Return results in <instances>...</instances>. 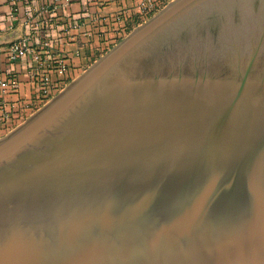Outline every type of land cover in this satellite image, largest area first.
Instances as JSON below:
<instances>
[{"label": "water", "instance_id": "water-1", "mask_svg": "<svg viewBox=\"0 0 264 264\" xmlns=\"http://www.w3.org/2000/svg\"><path fill=\"white\" fill-rule=\"evenodd\" d=\"M203 1L171 3L0 141V199L14 201L15 195V200H22L23 194H29L45 201L56 198L54 201L75 203L72 212L59 211L49 215L50 219L34 221L33 227L17 235L0 237V264H264V254L256 259L250 252L253 240L264 239V228L255 224L264 218V210L251 204L260 188L251 193L244 181L235 195H243V203L235 199L231 205L223 196L198 198L205 202L190 194L173 192L169 196L158 185L168 174L169 180L181 179L179 170L170 168L189 160L205 170L200 173L203 179L216 176L226 162L238 161L241 156L224 157L222 153L249 147L253 128L247 127V134L238 132L226 141L219 139L216 157L206 150L207 140L190 143L185 152L180 142L169 146L166 138L154 154L157 156H143L128 149L133 147L117 144L121 129L106 131L104 136L99 133L108 123L139 121L162 103H169L117 101L114 92L130 82L128 76L118 73L147 40ZM103 119L108 122L101 123ZM160 154H166L167 159ZM169 157L173 163L168 162ZM253 158L260 164L257 173H264V148ZM115 162H119L115 167L123 168L119 177L110 171L109 164ZM143 166L148 171L140 169ZM99 174L106 184L102 192L92 190L87 201L81 202L84 199L77 196L80 190L70 188L86 177L96 180ZM53 191L59 196L51 194ZM96 192L104 198H117L113 203L96 204L92 199Z\"/></svg>", "mask_w": 264, "mask_h": 264}, {"label": "rangeland", "instance_id": "rangeland-1", "mask_svg": "<svg viewBox=\"0 0 264 264\" xmlns=\"http://www.w3.org/2000/svg\"><path fill=\"white\" fill-rule=\"evenodd\" d=\"M151 19L124 35L115 34L113 39L110 38L103 51L94 52L89 67L81 75L66 83L53 98L43 101L40 108L34 109L31 116L14 129L0 135V141L44 109L89 68ZM118 75L128 76L130 82L125 84L128 88L114 92L117 101L136 104L154 100L169 101L162 103L151 114L143 115L139 121L115 126L108 123L99 130L104 136L106 131L114 133L121 129L122 138L117 139V144L133 147L128 149L136 150V154L157 156L154 154L159 153L158 147L169 138V146L173 141L180 142L185 152L190 143L207 140L210 144L206 150L210 149V157H216L219 155V139L226 141L238 132L247 134V127L253 128L254 133L247 140L249 147L222 153L224 157L241 155L238 161L226 162L223 169L218 171L220 174L205 176L204 179L200 173L205 170L191 160L186 164L173 165L170 170H179L182 178L169 180V174L164 177L161 180L163 182L158 183L163 187V194L173 196V192H177L195 195L197 199L223 196L229 198L232 205L235 199L244 201L243 195L240 198L235 195L247 180L251 193L256 188L262 190L251 204L258 207L254 209L264 210L259 208L264 206V173H257L260 164L253 158L264 148V0H205L198 3L147 40L122 66ZM103 120L101 123L108 122ZM211 145L217 147L212 149ZM159 157L167 159L166 154H160ZM170 158L168 162L173 163ZM118 164L109 165L110 171L119 177L123 168L115 167ZM143 167L140 169L148 171V167ZM162 170L159 166V171ZM94 178L86 177L70 188L80 190L81 195L77 196L84 199L81 202L87 201L90 191L102 192L100 189L105 187L102 174L97 175L96 180ZM231 180L233 182L227 188ZM221 185H225L224 188ZM53 193L59 196L58 192ZM12 198L14 201L0 199V237L3 238L26 231L30 226L33 227L36 220L45 221L50 219L49 215L59 211L72 212L75 207L72 200L61 202L52 198L45 201L29 194H23L22 200H15L18 199L15 195ZM106 198L97 192L92 197L96 204L106 200L113 203L117 197ZM64 203L69 205L64 208L57 206ZM48 205L53 207H45ZM255 224L264 228V218ZM250 252L253 258L259 259L264 254V239L253 240Z\"/></svg>", "mask_w": 264, "mask_h": 264}, {"label": "built area", "instance_id": "built-area-1", "mask_svg": "<svg viewBox=\"0 0 264 264\" xmlns=\"http://www.w3.org/2000/svg\"><path fill=\"white\" fill-rule=\"evenodd\" d=\"M160 1L0 0V8H5L3 15L0 12L5 31L21 32L8 44L7 62L29 59L27 74L39 100H49L59 93L54 77L68 72L73 58H79L94 43L97 47L107 45L110 38L122 33L123 24L132 16L139 20L153 18L165 7L159 10ZM67 45H75V49L71 53L54 51ZM18 89L19 83L13 77H0V122L8 117L4 96Z\"/></svg>", "mask_w": 264, "mask_h": 264}, {"label": "crops", "instance_id": "crops-1", "mask_svg": "<svg viewBox=\"0 0 264 264\" xmlns=\"http://www.w3.org/2000/svg\"><path fill=\"white\" fill-rule=\"evenodd\" d=\"M168 2L169 0H161L159 3V10L163 6H166ZM113 9L114 8L112 7L106 10L111 11ZM4 11L5 8L1 7V15H3ZM0 19V77H13L19 83V89L17 92L8 93L3 98L5 103L7 104L8 117L5 121L0 122V135H2L12 128L14 129L20 124V122L26 120L29 116H31L32 112H34V109L37 110L38 108H40L39 105L42 103V101L39 100L38 92L34 85L31 83L27 74L31 65L30 60L26 59L13 64L7 62L6 56L8 44L16 36L20 35L21 32L19 29H16L15 31H5L6 23H4L3 21L4 17L1 16ZM145 21L147 20H139L136 16H132L131 19H129L123 24L120 30L122 33L119 34V36L124 35L130 30L139 26V22H141L140 24H142ZM97 46V43H94L90 48L86 47L79 58H73L71 60L68 72H64L63 74H59L54 77L59 92L62 88L65 87V85L73 81L75 78H77V76L81 75L89 67L88 64L91 63V60L94 56V52L104 50L103 44L101 47ZM74 49L75 45H67L64 46V48H55L54 51H64L71 53Z\"/></svg>", "mask_w": 264, "mask_h": 264}]
</instances>
